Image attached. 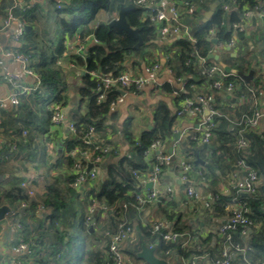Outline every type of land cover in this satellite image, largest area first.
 I'll return each instance as SVG.
<instances>
[{"label":"crops","instance_id":"obj_1","mask_svg":"<svg viewBox=\"0 0 264 264\" xmlns=\"http://www.w3.org/2000/svg\"><path fill=\"white\" fill-rule=\"evenodd\" d=\"M257 1L259 4L260 0ZM78 2L79 0H0V28L6 9L12 5L17 18L24 10L31 9L34 17L31 21L24 22L29 30L24 32L20 40L14 39L17 32L15 21L5 27L0 32V50L29 51L34 55L38 51L53 54L58 46L63 48V54L56 56L49 66L57 76L55 91L50 92L42 85L39 91L21 95L17 106L6 101L11 90L3 76L6 73L20 74L21 66L0 54V101H3L0 106V206H7L9 211L18 214L15 218L6 214L4 220L0 221V264H98L96 260L103 255L107 242V231L112 219L111 209L103 202L90 200L89 196L109 180L111 172L118 173V181L123 180L124 175L131 174L128 168L124 172L121 166H125L128 159H133L135 151L132 143L154 127L153 118L160 107H166L173 116L171 136L157 150L161 154H168V150L172 148V161L164 166L160 179L163 187L171 188L172 198L167 205L163 203L159 206L157 199L138 211L133 209L134 211L122 216L132 224L133 232L123 243L121 251L126 261L146 264L137 258L132 259L126 253L138 247L137 253L140 246H146L147 240L142 229L162 223L163 230L171 231L177 223L180 233L190 236L188 244L183 248L200 252L197 264H211L212 259L219 258L222 253V239L216 230L228 218L231 203L224 204L218 211L206 209L201 201L187 203L185 189L187 186L193 187L207 197L211 195L209 184L214 180L215 191L226 197L232 195L230 169L238 156L232 133L246 115L250 99L246 94L247 88L255 89L258 108L264 119V21L251 7L244 6L245 12L239 14L240 22L235 24L240 29L233 28L234 48L228 49L225 44H212L209 52V62L220 65L223 69L228 67L229 72L226 73L229 75L236 72L232 66L241 68L237 73L241 78L253 70L251 80L246 82L242 78L245 83L239 80L235 82L234 93L244 94V100L237 102L228 93L214 91L204 74L203 63L197 59L193 64V68L200 71V77L194 80L193 92L210 95L211 103L225 123L224 130L217 131L211 143L206 146L200 142L203 131L198 125L199 115L189 112L176 116L179 108L175 98L182 89V80L190 76L177 69V39L164 41L157 36L144 47L143 60H127L122 67L123 72L140 75L152 82L142 86L139 95L127 94L124 102L111 109L105 121L97 127L96 139L108 144L111 152L96 167L95 181L77 192L70 187L71 162L65 153L74 136L68 129V124L73 123L77 117H85L88 111L87 99L79 94L84 86L82 78L85 69L76 58L85 55V48L90 41L88 37L84 44H80L78 34L73 37L63 36L59 20L69 22L76 14ZM151 2L160 10H165L170 3L184 7L194 5V17L185 19L191 30H196L209 20L211 16L205 21V14L209 11L213 14L218 6L223 7L222 9L226 6L224 10L227 16L231 13L227 3L217 0ZM59 4H64L65 9L58 10ZM232 7L235 11L236 8ZM80 49L82 50L79 52ZM167 60L175 68L174 70L171 66L174 70L172 76L163 72L168 66ZM153 64L160 66V69L148 73L146 69ZM21 77L24 86L33 88L36 85L32 78ZM52 109L59 111L61 124H50ZM251 132L262 134L264 120L254 130L248 131ZM175 133L179 134L176 142L173 139ZM187 150L196 151L193 162L196 159L200 161L197 164L200 170L208 162L216 179L209 178V171L204 168V174L199 175L193 170L188 181L182 183L177 163L184 159ZM133 179L134 185L128 192L129 196L147 193L149 184L141 177ZM26 183V188L22 187ZM14 190H18L24 199L28 196L27 190L32 191V196L26 198L28 206L24 212L19 210L20 201L12 197ZM91 203L95 205V209L89 213L87 209ZM159 207L166 212L173 211L178 216L170 222L161 215ZM259 212L262 214L253 216L254 224L246 230L243 243L253 235L264 237V209L260 208ZM52 213L58 214V218L51 217ZM86 220L88 223H85ZM208 234L209 238L205 241ZM19 243L29 244L31 254L13 251L12 248ZM159 258L166 264H179L178 255L173 252ZM250 259L252 264H264V251L254 247Z\"/></svg>","mask_w":264,"mask_h":264},{"label":"built area","instance_id":"obj_2","mask_svg":"<svg viewBox=\"0 0 264 264\" xmlns=\"http://www.w3.org/2000/svg\"><path fill=\"white\" fill-rule=\"evenodd\" d=\"M152 0H133L135 5H138L145 9V16L155 26L156 34L160 40L173 39H186L193 42L192 30L186 24L185 19L187 17H194L196 9L194 5L187 7L179 6L175 3H170L165 10H160L155 7ZM233 2L234 0H228ZM230 2V3H231ZM14 5L6 9L5 18L0 28V32L7 27L11 22L17 23V32L15 33L14 39L20 40L25 32V23L17 18L14 14ZM58 10H64V4L57 6ZM226 9V6L224 7ZM253 11H256L259 16L264 17V0L254 7ZM117 18V13L105 14L102 21L107 24ZM100 20L95 19L91 22L90 28L95 29L99 24ZM234 29L239 30L240 28L236 25ZM214 30L210 31V38H213ZM95 42V41H94ZM233 37L225 44L228 49L234 48ZM82 49L79 50V52ZM0 54L3 58L10 59L17 62L21 66L20 74L6 73L3 76L4 81L10 87V95L6 98V101L13 106H17L19 103V97L21 95L30 93L31 91H39L42 87L41 81L35 71L30 67V58L26 54H23L19 50L15 49H1ZM203 63V71L208 79L212 80V89L214 91H223L228 93L234 100L242 101L245 99L244 94L236 95L234 93L235 84L233 82H227L226 79L230 76L225 70L217 64L210 63L205 66L202 58L198 59ZM160 69V66L153 64L146 71L149 73ZM163 72L169 76L174 74V70L171 66H167L163 69ZM22 76L30 77L34 80L36 85L33 88L26 87L22 84ZM100 81L97 86L99 93L97 101H102L105 98L107 90H115L119 94L115 100L110 103V108L122 104L124 97L127 94L139 95L142 86L148 82H152L150 79L144 78L140 75H133L126 72L119 74L118 76H102L94 75ZM185 80L182 82L181 92L184 91ZM247 96L250 98L246 106V115L241 119V122L235 127L233 131V144L235 150L238 152V156L235 159L230 169V183L232 190L236 191L246 197H258L262 196L261 192L262 179L248 162L250 155L251 140L248 136L249 130H254L258 127L259 123L264 120L263 115L259 111L258 101L256 97L255 89L247 88ZM3 101H0V106ZM203 110H205L203 113ZM196 113L199 115V126L202 128L203 134L201 137V144L207 145L210 143L212 138V132L218 125L216 121L220 117V114L211 103V96L203 94L201 92L195 94L192 98L185 99L179 109L176 111V116H181L184 113ZM62 123L61 115L57 109H52L50 112V124L59 125ZM68 129L73 135L75 134V126L70 123ZM96 127L93 124L86 125L82 129V135L78 144L66 151L65 156L71 161L70 172H71V183L70 187L75 191H80L87 184L94 182L96 178V167L102 161V159L111 152V148L108 144L98 141L96 139ZM161 143L154 141L150 144L149 148L145 152V161L148 167L142 171H131L133 177H141L146 183L150 185V189L145 194H136L135 201L139 207L154 203L159 198H164L166 202H170L172 198V190L170 187H163L161 184V176L163 173V167L172 161V154H161L157 150ZM151 154V156H149ZM154 161V162H153ZM179 170V180L182 183L188 181L189 174L195 170L200 175V168L194 164L193 158L187 153L183 160L177 163ZM26 184H22V187L26 188ZM28 196H32V191L27 190ZM186 202H197L201 201L202 205L206 209H212L213 199L211 196H203L201 191L196 190L193 187L187 186L185 189ZM26 195V198L28 197ZM23 199L19 203V210L24 212V209L28 206L27 199ZM135 205V206H136ZM133 206V205H131ZM133 206V207H135ZM231 209L228 214L226 221L220 225L216 233L222 239V253L219 258L214 257L211 264H232L235 257L241 259L242 264H252L250 256L254 252L253 246L249 244V240L243 243L242 239L246 236V230L253 226V220L250 217L249 209L245 203H241L237 200H231ZM121 208H126L123 204ZM95 209L94 204H89L88 212L92 213ZM14 212L9 211L7 216H13ZM88 222V220H86ZM17 226H19L17 224ZM162 223H156L152 226L153 232H160L162 229ZM239 228V241H234L232 234H234ZM133 227L130 223L126 222L122 217L116 223V229L112 232H107V255L111 260V264H133L132 262L126 261L122 254V245L125 243L131 233ZM162 239L165 242L176 243L181 242V246H186L190 239L189 235L180 232L166 231L162 233ZM147 248H154L152 245ZM13 251L20 254H31L30 245L26 243H19L12 248ZM167 252L165 255H170ZM200 258L193 256L189 260H181V264H197Z\"/></svg>","mask_w":264,"mask_h":264},{"label":"trees","instance_id":"obj_3","mask_svg":"<svg viewBox=\"0 0 264 264\" xmlns=\"http://www.w3.org/2000/svg\"><path fill=\"white\" fill-rule=\"evenodd\" d=\"M129 4L133 5V8L129 9L125 13V18L131 28H138L139 30L138 35L142 41V45L138 49L134 48L137 42L136 40L121 30L109 27L107 23L101 19L102 14L105 15L117 13L119 8L125 7ZM78 5L79 6L76 9V14L73 16V18L69 22L59 20V25L63 36L73 37L78 34L80 44H84L85 41H87L85 38L89 37L88 40L90 43L85 48V55H81L76 58L85 69V75L82 78L84 86L79 90V94L82 98L87 99L88 111L85 117H77L74 119L72 124L75 126V134L68 145L67 151L78 144V141L82 135V129L85 128L86 125L93 124L97 129V127L105 121L109 112L111 111L110 103L115 100L119 94L117 91L110 89L106 91L105 98L102 101H97L99 93L96 89L100 84V81L94 75L118 76L119 74L123 73L122 67H124L125 62L132 58H135L138 61L143 60L144 47L150 44V42L157 37L155 26L145 16V9L135 5L133 0H79ZM232 5L236 8V10L231 12L228 16L226 11L222 9L223 7L218 6L209 20L201 24L196 30H192V38L194 40L193 42L186 39H177L176 46L179 49V55L176 58L179 65L178 66L176 63L177 69L179 68L184 75H190V80L185 82L184 91H179L177 97L175 98L178 108L185 99L192 98L195 94L199 93L193 92V87L195 84L194 80L200 77V71L194 69L193 64L195 60L202 58L205 62V66L210 65L208 60L209 52L212 48V43L209 41L210 31L214 30L213 38L217 40V44L224 45L228 43L233 36V25L239 24L240 22L239 14H243L245 12L243 7L249 6L253 10L254 7L258 5V1L234 0ZM32 12V9L24 10L20 14L19 19H21L23 22L31 21L34 18L31 14ZM95 19H99L100 22L95 29H91L89 26ZM21 52L29 56V61L31 63L30 67L37 73L41 84L50 92H54L57 84V76L56 73L49 69V66L53 63L56 56L63 54V48L58 46L56 52L53 54H47L43 51H38L34 55L29 51ZM167 62L168 66H173L174 68V65L171 61L167 60ZM136 63L137 62H135V64ZM232 69H234L236 72L230 75L226 81L233 82L235 84V82L239 80L240 82L245 83L240 75L237 74L238 70L241 71V68L239 69L237 66H232ZM208 80L212 86V80ZM153 121L154 127L151 130L143 133L137 142L132 143L135 151L134 156L133 159H128L125 162V166H121L124 172L127 168L130 170V173L131 171H144L148 167V164L145 161V152L149 148L150 144L154 141H159L162 143L171 136L173 116H171L170 111L166 107H160L158 109L154 115ZM216 121L218 122V125L214 128L212 137L216 135L217 131L224 130L225 128V123L220 117L217 118ZM248 136L251 140L248 162L262 179L263 184L260 188L263 195L258 197H246L233 190L232 195L226 197L214 190V180L209 184V187L211 190L210 196L213 199L211 207L213 211L214 209L216 211L221 210V207L228 202L231 203V200H237L246 204L251 215L250 217L253 219L254 215L262 214L259 212L260 208L264 209V132L262 134L251 132L248 133ZM191 145L194 146V143L191 142ZM187 151V153H189L190 156L194 158L196 151ZM203 167L209 171V178L216 179L212 169L210 171L211 167L209 166L208 162ZM204 168H201L200 175L204 174ZM117 175L118 173L111 172L109 174V180L105 182L101 188L97 189L96 192H91V195L89 196L90 200L103 202L109 209H111L112 219L107 232H112L116 229L117 221L120 219V217L124 216L125 213L129 214L131 211H138L140 208H142L136 205L134 195L129 196L128 194L129 190L134 185L133 176L131 174H126L124 175L123 180L118 181L116 179ZM48 191L50 190L48 189ZM12 197L16 198L18 201L24 199L18 190L12 191ZM156 202L159 206L163 203L166 205L169 203L166 202L164 198H159V200ZM123 204L126 205V208L124 209L121 208ZM131 205L136 206L133 207ZM159 208L161 215L165 216V219L170 222H173L175 217L178 216V214L174 213L173 211L166 212V210L163 208ZM17 216V213L13 214L14 218ZM51 217L58 218V214L54 215V213H52ZM142 230L147 240L146 247L152 245L155 248V254L158 256V258L167 252H173L178 255L179 264H181V260H189L193 256L195 257L200 255L199 251H191L183 248L180 242H165L162 239V233H165L166 231L163 229H161L160 232L154 233L153 228L147 226ZM171 230L173 232L181 231L177 223L174 224ZM240 230L241 228L232 234L234 241H239L240 236L238 231ZM208 238L209 234L205 237V241L208 240ZM249 244L253 246V248H259L260 250L264 251V237L259 238L254 237L253 235L249 238ZM137 250L138 247L134 251L128 250L126 253L132 259L137 260L135 256ZM96 261L98 264H111V260L107 255L106 244L103 255L101 257L99 256ZM240 263L241 259L239 257H235V260L232 264Z\"/></svg>","mask_w":264,"mask_h":264},{"label":"water","instance_id":"obj_4","mask_svg":"<svg viewBox=\"0 0 264 264\" xmlns=\"http://www.w3.org/2000/svg\"><path fill=\"white\" fill-rule=\"evenodd\" d=\"M218 2H224L228 4V10L229 12L233 11V7L231 5V3L228 0H217ZM133 8V5L129 4L125 7L119 8L118 12H117V18L115 20H112L111 22H109L107 25L111 28H115L118 30H121L123 32H125L126 34H128L129 36H131L134 40H136V44L134 46L135 49H138L141 45H142V41L138 35V28H131L125 18V13L129 10ZM212 15V11H209L205 14V21ZM263 21H264V17L259 16ZM29 27H25V31H28ZM209 41L213 44V45H217V40L214 38H209ZM210 56H208L209 59ZM225 72H229V68L226 67ZM252 74H253V70L249 71V73L247 75H243L242 78L248 82L249 80H251L252 78ZM190 80V78H184L182 81L185 80ZM173 139L174 142L179 140V134L175 133L173 134ZM206 146V145H204ZM172 152V148H170L168 150V154H171ZM198 163H200V161L198 159H196L194 161V164L197 165ZM150 187V185H148V188ZM9 212V208L7 206H0V221H3L5 218V215ZM91 228H90V232H91ZM136 258L143 261L146 264H166V262L161 259L156 257L155 255V248H147L146 246L142 245L140 246L139 251L136 253Z\"/></svg>","mask_w":264,"mask_h":264},{"label":"rangeland","instance_id":"obj_5","mask_svg":"<svg viewBox=\"0 0 264 264\" xmlns=\"http://www.w3.org/2000/svg\"><path fill=\"white\" fill-rule=\"evenodd\" d=\"M103 15V14H102ZM86 223H88V222H86Z\"/></svg>","mask_w":264,"mask_h":264}]
</instances>
